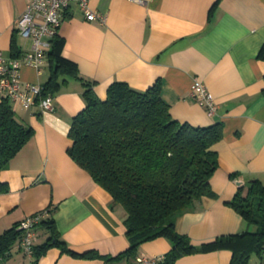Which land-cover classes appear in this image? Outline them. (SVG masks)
<instances>
[{
    "label": "crops",
    "instance_id": "0c3cea01",
    "mask_svg": "<svg viewBox=\"0 0 264 264\" xmlns=\"http://www.w3.org/2000/svg\"><path fill=\"white\" fill-rule=\"evenodd\" d=\"M29 2L0 0V51L6 57L21 58L31 49L32 39L15 28ZM89 7L104 21L86 19L72 2L61 11L58 29L61 54L76 63L79 78L59 77L60 86L50 93L52 110L11 103L17 118L33 132L0 174L8 185L0 193V234L49 207L59 235L75 252L114 256L128 247L123 208L67 153L72 118L85 105L82 79L94 82L100 98L114 80L145 90L160 79L174 119L194 126L220 121L222 138L213 146L218 166L209 180L212 194L194 200L177 217L175 228L197 246L220 235L253 230L228 202L252 179L264 185V60L257 57L264 45V0H89ZM48 75L47 59L40 73L28 63L20 68L24 82L42 86ZM194 78L215 97L213 115L189 96ZM46 236L44 228H37L33 243ZM170 249L169 239L159 237L139 245L136 256L164 255ZM231 255L222 248L182 255L175 264H229ZM257 259L256 264L263 263ZM133 260L72 256L50 247L38 264ZM0 264L28 260L16 243Z\"/></svg>",
    "mask_w": 264,
    "mask_h": 264
},
{
    "label": "trees",
    "instance_id": "16d2710c",
    "mask_svg": "<svg viewBox=\"0 0 264 264\" xmlns=\"http://www.w3.org/2000/svg\"><path fill=\"white\" fill-rule=\"evenodd\" d=\"M62 45L57 32L46 52L49 75L42 84L41 96L58 89L61 75L79 78L76 63L61 54ZM257 57L264 60V45ZM82 80L85 105L72 118L67 153L111 195L114 204L123 208L128 247L114 256H100L94 251L77 253L59 235L48 207L47 216L33 225L36 236L37 228L47 231L43 242L33 243V260L38 263L50 247L72 256L135 258L143 242L165 237L171 249L160 264H175L182 255L222 248L232 252L229 264H249L253 254L263 262L264 185L257 179L250 180L246 187L239 186L228 202L253 230L220 235L197 246L175 228L177 217L194 200L212 194L209 180L218 166L213 146L222 138V123L194 126L174 119L162 97L160 79L145 90L114 80L107 85L103 98L95 93L94 82ZM32 132L30 125L17 118L9 99L1 96L0 174ZM7 191V183L0 181V193ZM19 225L15 223L0 234V261L23 236Z\"/></svg>",
    "mask_w": 264,
    "mask_h": 264
},
{
    "label": "built area",
    "instance_id": "2783aa9c",
    "mask_svg": "<svg viewBox=\"0 0 264 264\" xmlns=\"http://www.w3.org/2000/svg\"><path fill=\"white\" fill-rule=\"evenodd\" d=\"M72 2L84 12L86 19L104 21L101 14L89 7V0H30L17 19L15 28L20 36L32 39V46L21 58L6 57L0 51V97L5 96L11 103L25 109L32 106H38L43 110L53 109L51 94L41 96L40 84L22 81L20 68L23 63H28L34 66L37 72H41L51 39L56 35L61 24V11ZM189 96L195 99L208 115L215 113L216 99L200 79H193ZM46 216L47 211L42 210L20 222L19 228L23 229L24 233L17 246L27 258L28 264H38L33 260L32 255L33 240L36 237L33 225ZM163 259V255L140 254L130 264H160Z\"/></svg>",
    "mask_w": 264,
    "mask_h": 264
},
{
    "label": "rangeland",
    "instance_id": "374dc122",
    "mask_svg": "<svg viewBox=\"0 0 264 264\" xmlns=\"http://www.w3.org/2000/svg\"><path fill=\"white\" fill-rule=\"evenodd\" d=\"M258 257L256 256V255H252V259H251V262H250V264H256L257 262H258V259H257Z\"/></svg>",
    "mask_w": 264,
    "mask_h": 264
}]
</instances>
